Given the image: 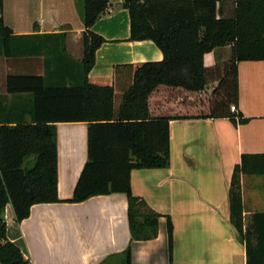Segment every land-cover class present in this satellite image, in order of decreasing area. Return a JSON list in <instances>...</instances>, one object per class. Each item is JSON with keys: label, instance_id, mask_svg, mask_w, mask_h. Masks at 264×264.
Masks as SVG:
<instances>
[{"label": "trees", "instance_id": "trees-1", "mask_svg": "<svg viewBox=\"0 0 264 264\" xmlns=\"http://www.w3.org/2000/svg\"><path fill=\"white\" fill-rule=\"evenodd\" d=\"M77 5L85 24L83 59H72L70 65L57 58L68 56L65 34L56 35L55 41L49 40L51 34L41 36L35 51L49 50V42H55L53 61L61 77L48 76L51 59L45 60L46 76L14 73L6 77L7 93L33 97L31 123L0 111V264H28L19 245L7 237V205H12L15 219L21 222L35 204L60 202L56 123H88L87 162L68 202L126 193L131 240L153 239L159 235L161 216L132 192L131 172L170 165L171 120L233 117L231 105L239 97L238 63L264 59V0H124L130 13L129 39L156 42L164 58L136 66L120 64L115 67L114 84L95 85L88 73L95 65L97 49L107 39L92 26L109 4L77 0ZM15 38L4 22L0 0V52L7 58L13 56ZM226 45L231 47V57L207 66L205 55ZM122 69L130 75L123 72L124 80L119 81ZM214 81L218 84L210 89ZM158 90L164 91L166 104L164 110L152 112L149 100ZM242 174L264 175V153L241 155L229 194L231 222L245 244L246 264H264V212H255L245 227ZM173 229L168 216V264L173 259ZM117 256L123 258L122 264H131L130 245Z\"/></svg>", "mask_w": 264, "mask_h": 264}, {"label": "crops", "instance_id": "crops-1", "mask_svg": "<svg viewBox=\"0 0 264 264\" xmlns=\"http://www.w3.org/2000/svg\"><path fill=\"white\" fill-rule=\"evenodd\" d=\"M123 1L107 0L108 8L92 26L107 39L97 49L95 65L88 73L95 85L114 84L115 67L120 64L136 66L164 58L156 42L129 39L130 13ZM3 7L4 22L16 38L12 57L0 52V111L31 123L33 95L7 93V75L46 76L45 60L51 59L48 76L59 79L62 73L53 61V46L36 52L38 38L51 34L49 40L55 41L56 35L65 34L68 56L57 58L72 65V59H83L85 24L77 0H3ZM44 55L49 57L41 64ZM230 57L231 47L226 45L207 53L204 62L209 66ZM125 71L130 75L129 70H120L119 81L124 80ZM237 71L239 97L234 104L238 113L171 120L170 165L131 172L132 192L161 216L159 235L153 239L131 240L126 193L68 202L87 162L88 123H56L60 202L35 204L21 222L15 219L10 203L5 210L7 237L19 245L28 264H122L123 258L117 255L129 245L131 264H168V216L174 226L172 264H246L245 244L231 222L229 194L241 155L264 153V59L241 61ZM67 74L71 75H63ZM217 84L214 81L210 86ZM149 101L152 112L164 110V91L158 90ZM241 178L246 227L255 212H264V175L242 174Z\"/></svg>", "mask_w": 264, "mask_h": 264}, {"label": "rangeland", "instance_id": "rangeland-1", "mask_svg": "<svg viewBox=\"0 0 264 264\" xmlns=\"http://www.w3.org/2000/svg\"><path fill=\"white\" fill-rule=\"evenodd\" d=\"M53 44H54L53 41H52V42H51V41L49 42V45H50V46H52ZM83 44H84V40H83ZM46 50H48V49H46ZM58 50H59V49H58ZM53 55H54V54H53ZM50 56H51V55H50ZM48 57H49V55H48V56H45V55H44V58H43L41 64L44 63L45 58H48ZM77 61H80V60H77ZM210 88L212 89V85L210 86ZM166 98H167V97H166ZM242 204H243V202H242ZM243 210H244V204H243ZM244 218H245V217H244Z\"/></svg>", "mask_w": 264, "mask_h": 264}, {"label": "built area", "instance_id": "built-area-1", "mask_svg": "<svg viewBox=\"0 0 264 264\" xmlns=\"http://www.w3.org/2000/svg\"><path fill=\"white\" fill-rule=\"evenodd\" d=\"M231 110H232L233 112H235V113H238V112H239V108H238L235 104H232V105H231ZM237 118H238V116H237Z\"/></svg>", "mask_w": 264, "mask_h": 264}]
</instances>
